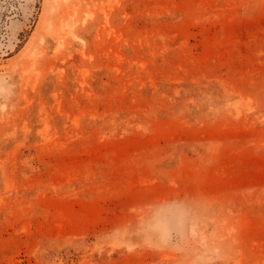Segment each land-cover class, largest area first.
<instances>
[{"label":"rangeland","instance_id":"rangeland-1","mask_svg":"<svg viewBox=\"0 0 264 264\" xmlns=\"http://www.w3.org/2000/svg\"><path fill=\"white\" fill-rule=\"evenodd\" d=\"M0 264H264V0H0Z\"/></svg>","mask_w":264,"mask_h":264}]
</instances>
